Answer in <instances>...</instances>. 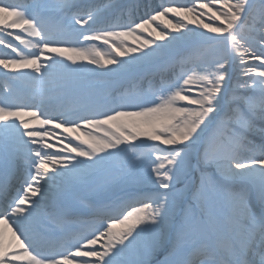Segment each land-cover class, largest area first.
Here are the masks:
<instances>
[{
    "label": "snow or ice",
    "instance_id": "6c2138e0",
    "mask_svg": "<svg viewBox=\"0 0 264 264\" xmlns=\"http://www.w3.org/2000/svg\"><path fill=\"white\" fill-rule=\"evenodd\" d=\"M0 75V264H264V0H0Z\"/></svg>",
    "mask_w": 264,
    "mask_h": 264
},
{
    "label": "bare ground",
    "instance_id": "6f19581e",
    "mask_svg": "<svg viewBox=\"0 0 264 264\" xmlns=\"http://www.w3.org/2000/svg\"><path fill=\"white\" fill-rule=\"evenodd\" d=\"M142 2H143V0H142ZM166 2H170L172 4L171 6H178V7L179 6H184L183 5L184 0H166ZM137 11H138V9L133 13V15H136ZM209 15L207 17H201V19H203L206 23H211V18H210ZM169 17L173 21V23H176V22H178L179 19H182V18H174V14L169 15ZM124 18L125 19L128 18V14L127 13H125V17ZM166 20H169V19L168 18H162L160 21H156L155 24L157 26H159V28L162 30L164 27H166V23H165ZM151 27H153V26H151ZM148 35L149 34L145 33L146 37L144 36V38H148ZM131 40H132L131 38L128 39L129 46H131L133 43H137V44L139 43L138 41L133 42ZM0 83H1V85H4V77L2 75H0ZM2 87L3 86H1V88ZM36 126H39V125L37 124ZM81 131H83V130H81ZM51 139H52V136L50 134V140ZM73 139H74V137H73ZM67 142L68 141H65V143H67ZM123 227L124 226L117 224L116 228L114 229V231L115 230H120ZM13 228H14V226H12L10 223H8L6 225V227L4 228V230L0 231V233H2V236H3V241H4L5 246H7L8 244H10L13 241Z\"/></svg>",
    "mask_w": 264,
    "mask_h": 264
},
{
    "label": "rangeland",
    "instance_id": "374dc122",
    "mask_svg": "<svg viewBox=\"0 0 264 264\" xmlns=\"http://www.w3.org/2000/svg\"><path fill=\"white\" fill-rule=\"evenodd\" d=\"M35 2H37V0H33V3H35ZM57 2H59V0H57ZM102 2L105 3V4H107V3L112 2V0H102ZM150 2L153 4V6H155V5H159V4H164V6H171V5H172L170 2H166V0H150ZM204 2H207V0H204ZM187 4H190V0H184L183 5L185 6V5H187ZM147 11H149V10L144 9V8H140V9H139V12L136 13V15L133 16V18L138 19L140 16L145 15ZM209 16H210V15H209ZM165 18L170 19L169 16H167V17H165ZM206 21H207V20H206ZM211 22H212V21H211ZM151 26H153V27H157V25H156L155 23L152 24ZM17 31H19V30H17ZM144 36H145V35H144ZM145 37H146V36H145ZM131 39H132V38H131ZM131 41L135 42L134 39H132ZM99 43H103V42H99ZM99 43L97 44V47L99 46ZM17 44H19V42H17ZM90 47H91V46H90ZM101 50H102V51H107L106 48L101 49ZM93 54H95V53L93 52ZM133 88H135L134 85H133ZM40 118H43V117H40ZM37 124H38V123H37ZM92 131H93L94 134H97V135H99V136H101V137H103V136L106 134L105 130H101V131L97 132V130L93 129ZM50 141H51V140H50ZM158 253H160V252H158ZM158 253L155 255V257L158 256ZM155 257H154V258H155ZM154 258H153V259H154Z\"/></svg>",
    "mask_w": 264,
    "mask_h": 264
}]
</instances>
